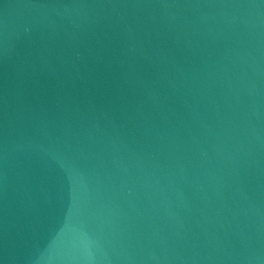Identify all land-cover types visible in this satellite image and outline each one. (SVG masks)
<instances>
[{"label":"water","instance_id":"water-1","mask_svg":"<svg viewBox=\"0 0 264 264\" xmlns=\"http://www.w3.org/2000/svg\"><path fill=\"white\" fill-rule=\"evenodd\" d=\"M0 264H264V0H0Z\"/></svg>","mask_w":264,"mask_h":264}]
</instances>
